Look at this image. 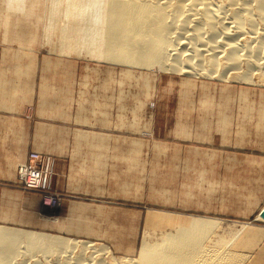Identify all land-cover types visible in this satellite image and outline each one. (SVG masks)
I'll return each instance as SVG.
<instances>
[{
  "label": "rangeland",
  "instance_id": "rangeland-1",
  "mask_svg": "<svg viewBox=\"0 0 264 264\" xmlns=\"http://www.w3.org/2000/svg\"><path fill=\"white\" fill-rule=\"evenodd\" d=\"M26 43L0 35V132L24 136L0 137V167L15 168L26 209L37 194L46 221L0 227L50 235L52 247L62 237L136 258L144 238L211 217L204 246L240 255L238 264L250 257L252 225L264 222V76L187 75L60 53L42 36ZM71 147L81 153L58 154ZM32 152L53 159L58 200L20 184ZM6 199L5 209L17 208ZM26 256L16 261L35 262Z\"/></svg>",
  "mask_w": 264,
  "mask_h": 264
},
{
  "label": "bare ground",
  "instance_id": "bare-ground-1",
  "mask_svg": "<svg viewBox=\"0 0 264 264\" xmlns=\"http://www.w3.org/2000/svg\"><path fill=\"white\" fill-rule=\"evenodd\" d=\"M0 35L20 46L42 36L57 52L114 64L222 78L236 70L234 78L245 81L254 70L264 76V0H0ZM193 220L157 241L144 238L136 258L62 237L52 247L50 235L0 227V264H25L26 255L33 264L50 258L58 264L239 263L240 255L204 246L201 233L217 219Z\"/></svg>",
  "mask_w": 264,
  "mask_h": 264
},
{
  "label": "crops",
  "instance_id": "crops-1",
  "mask_svg": "<svg viewBox=\"0 0 264 264\" xmlns=\"http://www.w3.org/2000/svg\"><path fill=\"white\" fill-rule=\"evenodd\" d=\"M19 112L23 111V106H17ZM1 133V132H0ZM12 134L11 131L1 133L2 138L5 137H16V138H24L23 134ZM83 151V150H82ZM72 153H81L80 151H74L73 147L66 148L65 150H59L58 154H72ZM83 153V152H82ZM56 176L54 177V184L59 181L61 175H63V171L58 168L56 169ZM16 172L15 168L9 165L7 168L0 167V224H6L10 226H20V227H30V228H44L45 220V209L41 205L40 199L37 194L28 193L29 197H33L35 200L33 205H28L26 209V201H25V192H22L21 188L16 185ZM11 183H14L11 184ZM8 193H11L10 195ZM14 195H17L15 198ZM10 197V200L15 199L17 202V208L14 209H5L3 204L7 202L6 197ZM21 196V198H20ZM17 199V200H16ZM28 213V216H26ZM28 218V220H27ZM49 221L52 222L51 218ZM27 222V223H26ZM254 226L259 232L256 237V243L253 248L249 251L250 257L243 262V264H264V222L261 224H255ZM251 243V242H250ZM251 245V244H249Z\"/></svg>",
  "mask_w": 264,
  "mask_h": 264
},
{
  "label": "built area",
  "instance_id": "built-area-1",
  "mask_svg": "<svg viewBox=\"0 0 264 264\" xmlns=\"http://www.w3.org/2000/svg\"><path fill=\"white\" fill-rule=\"evenodd\" d=\"M53 159L42 153L32 152L29 157V163L25 164L28 173L20 175V184H26V189H38L47 199L58 200L57 195L52 191L51 181L54 171Z\"/></svg>",
  "mask_w": 264,
  "mask_h": 264
}]
</instances>
